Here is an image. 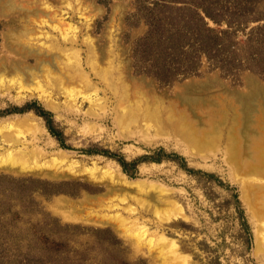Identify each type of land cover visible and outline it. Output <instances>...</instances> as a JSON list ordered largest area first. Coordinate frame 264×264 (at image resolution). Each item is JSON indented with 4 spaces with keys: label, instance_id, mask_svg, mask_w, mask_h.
<instances>
[{
    "label": "rangeland",
    "instance_id": "rangeland-1",
    "mask_svg": "<svg viewBox=\"0 0 264 264\" xmlns=\"http://www.w3.org/2000/svg\"><path fill=\"white\" fill-rule=\"evenodd\" d=\"M156 1H251L264 13V0H0V63L18 62L27 71L0 73V160L21 165L0 170V264H166L174 249L185 264H264V219L253 215L241 191L244 180L264 187V163L251 172L240 166L264 148L255 142L264 134V100L249 108L237 102L252 84L264 88V76L257 63L215 67L202 57L196 73L160 83L156 69L135 56L157 14L151 12ZM256 26L251 23L239 39ZM40 56L60 63L47 82L38 71ZM59 67L74 69L75 78L60 75ZM108 67L111 80L101 71ZM119 73L124 87L116 85ZM188 83L211 86L193 109L171 101ZM152 92L165 94L158 104L175 124L179 111L196 129H214V146L192 148L175 130L178 124L160 132L143 117L125 123L126 106ZM232 142L237 158L227 153ZM88 170L145 180L150 190L139 196L148 203L123 200L117 186L120 196L112 195L108 177L95 179ZM233 194L249 224V241L241 236L235 204H226ZM171 206L180 214L165 219ZM143 230L144 237L135 238ZM41 238L63 242L61 251H46ZM163 239L174 249L159 246ZM173 258L167 264H177Z\"/></svg>",
    "mask_w": 264,
    "mask_h": 264
},
{
    "label": "trees",
    "instance_id": "trees-1",
    "mask_svg": "<svg viewBox=\"0 0 264 264\" xmlns=\"http://www.w3.org/2000/svg\"><path fill=\"white\" fill-rule=\"evenodd\" d=\"M250 2L228 1L223 5L212 1H156L151 12L157 14H152L149 30L138 42L135 56H141L145 64L149 63L151 68L156 69L154 76L162 84L196 73L202 57H206L215 67L231 62L237 66L257 63V70L264 76V22L260 24L264 21V13L259 5L257 9L250 7ZM226 13L234 18H226ZM254 22H257V26L245 34V39H239L240 32L244 33ZM248 46L250 51L245 58L244 51ZM42 112L52 130L47 113ZM136 163L122 162L124 168ZM226 204H235L234 213L239 217L241 236L249 241V224L238 195L233 194ZM107 232L97 231L101 235ZM45 239H40L43 241L42 248L56 254L61 251L63 242ZM29 252L25 254L28 257Z\"/></svg>",
    "mask_w": 264,
    "mask_h": 264
},
{
    "label": "bare ground",
    "instance_id": "bare-ground-1",
    "mask_svg": "<svg viewBox=\"0 0 264 264\" xmlns=\"http://www.w3.org/2000/svg\"><path fill=\"white\" fill-rule=\"evenodd\" d=\"M52 50H53L52 46H48V52L50 53ZM60 52L65 53V51H63V50ZM68 53H66V54H68ZM73 56H74V53H73V55L69 54L68 60H70V59L72 60ZM55 62L58 65H60L57 57L53 58V60H52L51 56L50 57L40 56L37 59V63H38V65H40L38 68V71L41 72V77L46 78L45 79L46 82L49 80L48 78H52V76L50 75L53 73L52 69L54 67H57V66L53 67V64ZM59 69H60V73H61L60 75H63V72H65L67 78L70 81H72L75 78V77L74 78L72 77L73 74L71 75V73L74 71V69L71 73H70L68 67H67V71H64L65 67H59ZM38 71L36 72V74H35V72H30V76L32 79L37 77ZM101 71L104 73V75L106 76L105 78H107L108 80H111L110 76L114 75V72H113L111 67H108L106 69H102ZM1 72H3V73L8 72L9 75L17 76V75H22V73H25L27 71L25 70V65L19 64L18 62L17 63L14 62L10 66H5L4 63H0V73ZM75 75L77 76L76 73H75ZM118 75H119L118 78H115V80L117 79L118 82H120V83L119 84L116 83V85L119 86L121 84V87H124L123 85H125V82L123 81L121 74L119 73ZM61 77L62 76H59L57 79H59ZM80 80H82V79L80 78ZM79 84H82V82ZM113 84H114V82H113ZM108 86H110V84ZM208 87H209V84H207V83L202 84V85L201 84L199 85V83L197 85L194 83H188V84H185L181 87L178 86V88H176L175 95L173 97H171V98H173V99H171V101H173L174 103L178 102V103L184 105L188 109H190V108L193 109V108H195V106L200 105V103H202L203 101L206 100L204 97H205V93L208 91ZM252 88H253L252 91H250L247 95L240 96L239 97L240 100L237 101V102L244 101L245 105L247 106L246 108L251 107V102L253 103L256 100L257 101L264 100V88H262L258 84H252ZM150 91H152V89H150ZM122 92H126V91L122 89ZM126 93H124L123 96ZM68 94H69V91H68ZM233 94H235V93H233ZM151 95H152L151 97H148L145 95V96H143L142 100L134 101L133 103L126 106V113L124 115L125 119H123V121L126 123L132 119L131 117H136V118H134L135 120H139L140 118L143 117L145 119V121H148V122H150V120L153 121L155 123V125L157 126L158 131H160V132H164L166 129L170 128L172 125L178 124V126L176 127L175 130H177L178 134L181 135L183 137V139L185 141H187L192 148H195L198 151V150L208 149V148H211L212 146H214L215 139H216V135L214 134V129L211 130L210 132L203 130V129H201V130L196 129L194 127L193 122H190L186 119L187 116L185 114L184 115L176 114V113H180L179 111H177L173 114V118L176 119L177 121L179 118H181L180 121L177 124H175V122L172 121L170 115L162 116V107L158 104V102L161 101L160 99L163 98V96H161V95H165V94H160V96H158V95H156V93L152 92ZM173 102H171V103H173ZM224 104H226V106L228 105L226 102ZM255 104H256V102H255ZM255 106H257V105H255ZM51 108H54V106H51ZM246 110H248V109H246ZM247 117H249V116H247ZM27 120H28L27 118H24L22 121L24 122ZM122 123L123 122H121V124ZM128 125L129 124L127 123V126ZM12 139H13V137L9 136L8 140L11 141ZM255 142L257 144H264V134H262L260 137L256 138ZM229 144H231V143H229ZM232 144L228 148L227 153L230 150V152L232 154V151H233L234 153H236L235 158H237V156L239 155L238 153L240 152V151L238 152V150L236 149L237 142H235V143L232 142ZM63 154H64V152H62V155ZM62 155H61V157H62ZM259 156H258L259 158H257V156H254V157L252 156L251 162H249V163L244 162V163L240 164V166L241 165L245 166L244 168H247L250 172H251V170H253V167L256 169V166L261 169V167H262L261 163H264V148L260 150ZM230 157L233 158L232 155H230ZM20 166H21L20 164L19 165L5 164L2 160H0V170H15L16 168L17 169L20 168ZM88 172H89V176H91L95 179H98V180H103L106 177H108V181H110V182H108L109 183L108 186L110 185L111 192L114 193L113 188L115 186H117L118 187L117 190H119L121 192L120 194L123 196V200L124 199H130V200L142 203L144 205H145V203H148L140 197L142 195L143 190L145 192V190H146L145 188L148 189V186L144 182L145 180H143V181H141V180H128L124 176H119L118 174H110L107 171L102 172L100 174L96 173L93 170H88ZM254 174H255V172H254ZM250 180H252V179H250ZM244 181L245 182H242L243 184L241 186L242 196H243L244 200L246 201L247 205L250 207L253 215L259 216L261 219H264V190H263L264 187H257L256 185L251 186V185H249L250 183L248 184L246 182V180H244ZM148 184H149V182H148ZM154 186H155V184H154ZM157 188H158V186H157ZM148 190H150V189H148ZM148 190H147V192H148ZM153 190H154V188H153ZM132 193H135V195H132ZM120 194L114 193L112 195L119 197ZM160 197L162 198V195ZM171 203H173V202H171ZM128 207H130V202L128 204ZM130 209L133 210V208H130ZM166 211H168V212L165 213V215L167 216L165 219H168V218L170 219V217L180 214L179 209L175 206H171V208H168V210H166ZM162 218H163V216H162ZM120 223L123 224L124 222L120 221ZM258 230H259V228H258ZM134 236L137 239H141L142 237H144V230L142 232H137V233L135 232ZM260 236H262V235H260ZM259 239H261V238H259ZM162 241H163V243L161 245H159L160 243L157 245L162 246V248H166V249L167 248H170L172 250L174 249L175 243L173 241H167L165 239H163ZM258 241H261V240H258ZM260 243L258 242V244H260ZM260 248H261V246H260ZM174 250H176V249H174ZM174 250L172 251V253L175 257L173 256L174 257L173 258L172 256L168 255L165 259L169 262V261H171V258H173V260L176 259L177 264H185L184 260L181 259L183 262H181L179 260L181 257ZM167 261H166V264H167Z\"/></svg>",
    "mask_w": 264,
    "mask_h": 264
}]
</instances>
